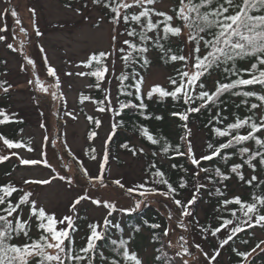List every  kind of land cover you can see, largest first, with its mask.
Masks as SVG:
<instances>
[{
  "label": "snow or ice",
  "instance_id": "1",
  "mask_svg": "<svg viewBox=\"0 0 264 264\" xmlns=\"http://www.w3.org/2000/svg\"><path fill=\"white\" fill-rule=\"evenodd\" d=\"M97 7L107 9L109 23L112 25L111 42L109 51L92 52L84 61L85 67L93 69L90 72H77V76H93L96 78L94 85L89 87L101 88L106 73L109 72L106 61L109 57L120 53V59L124 67L139 65L141 69L147 68L151 64L148 53L151 48L158 49L164 63L179 62L181 67L176 69L175 76L168 77L171 90L159 84L150 87L147 98L150 100L154 95L159 99L171 97L174 101H183L186 107L182 111H173L171 115L178 117L182 122L185 134L180 137L182 144L172 145L166 137L154 136L149 129L141 125L138 129L141 136L152 145H160V153L168 155L170 152L174 156L186 157L190 164L195 166L197 171L192 173L195 180H199L200 174L205 173L206 178L216 183L215 178H219L224 189L227 184L224 181L232 179L233 175L238 181L253 189L248 199H242L239 195L231 198L226 197V192L221 187L215 188V195L218 197L215 210L219 215L216 217L217 226H205L200 224L198 219L186 221V218L193 217V206L199 199L202 189H206L204 183H195L191 199L182 201L177 198L178 189L187 188L189 181L181 177L178 186L173 184L166 177L164 171L155 163L149 165V179L134 186L125 187L122 178L109 180L107 167L110 160L108 145L113 137L117 135V130L122 127L123 120H114L111 124V131L105 140V149L100 157L99 170L96 175H91L88 169L81 162L80 170L88 178L91 189L98 190L107 188L109 184L115 185L131 196L138 194L142 199L135 200L131 207L118 208L117 203L111 199L96 195L95 191L83 190L70 203L68 214L57 215L55 211H49L43 204H40L34 197V192L24 187H18L11 180L0 183V264H144L139 254L129 248L132 235L127 239L123 236L113 239L110 235L112 229H119L123 232L119 223H113L110 217L113 213H133L145 204L149 196L159 195L172 202L180 211L176 218L177 226L185 232L190 227L199 229L201 236L207 239L208 236L217 237L218 233L224 230V238L218 241V247L209 256L204 252L200 244L194 247L208 259L212 264L220 255L229 242L245 229L260 227L264 229V178L257 175L259 168L264 173V138L258 133L264 132V113L258 115L257 110L264 109V0H179L171 8L160 9L157 7L158 0H91ZM71 8V3L66 4ZM87 7V4L84 5ZM32 16H36L35 9H29ZM77 15H83L80 8L75 9ZM15 18V24L20 32L27 35V30L22 26L19 14L15 9L6 8L0 12V18L8 15ZM87 20L88 17H85ZM104 17L101 16L93 25L99 27ZM123 25V32L119 31ZM7 31V24L0 28V33ZM33 31L37 37H42L43 33L39 27L33 24ZM152 33V35H149ZM126 35L128 38L120 41L117 47L118 36ZM173 40L179 41L175 48L172 46ZM0 41H6L5 35H0ZM184 46H191L185 53ZM127 46V47H125ZM6 47L13 49L12 43H7ZM20 51V49H14ZM39 51L45 53L43 46ZM135 54V55H134ZM27 65L32 69L36 68L35 60L24 56ZM47 64V74L55 79V87L59 89L60 78L57 69L48 64L46 53L42 57ZM248 61V64H242ZM115 62L113 61V68ZM22 70L24 66L22 65ZM218 74L214 81L213 88L209 89L204 83V78ZM73 75V73H66ZM135 81L133 84L125 85L124 81L129 77ZM120 83L122 94L131 97L135 94L139 103L133 100L118 101L117 107H112L110 90L103 89L105 93L104 101H97L99 111H112L115 115H120L125 109L139 111L145 119H150L151 114H146L147 105L144 103L142 86L144 76L133 68L131 73L121 71L117 77ZM29 84L39 85V90L49 93V88L45 87L38 75L33 74V79ZM7 85V86H5ZM12 87L6 80H0V89L7 93ZM259 88V91L256 88ZM128 89H134L130 91ZM53 97L56 92L50 93ZM239 98V103L235 99ZM250 98H255L257 102H250ZM81 101L90 100L91 97L81 95ZM232 100L237 109L242 106L248 109L249 115L241 117L233 115L231 122L225 123L227 117L222 113L228 106V101ZM105 101L107 103H105ZM208 123L213 125L211 132L218 138L214 143L209 140L206 143L207 152L197 156L191 140L192 131L188 126L190 116L200 113L202 110L212 112ZM16 114L13 113L12 116ZM71 115V113H68ZM0 124L10 123L12 117L6 114L4 109H0ZM75 118V117H74ZM97 126L101 121L93 117H88ZM155 119L162 120V116H155ZM219 125V126H216ZM41 127H44L42 124ZM247 128L246 133H241V129ZM21 131H23L21 129ZM97 133H91V138H95ZM219 138H225L222 141ZM47 140V137H45ZM3 150H0V164L15 157L20 165H40L43 164L51 169L53 175L45 179H25L24 185H50L56 180L63 181L69 188L73 186L74 180L71 175H62L48 161L47 153L41 152L40 159H27L19 154V149H26L28 152L34 151L30 142L9 139L0 133ZM253 141L255 150L243 146L246 142ZM121 148L130 150L133 156L143 154V148L130 147L128 143L120 145ZM183 148V150H181ZM235 151H230V150ZM4 150H8L4 154ZM90 155L93 160L97 159L96 150L90 148ZM71 153V149H68ZM153 152L152 156H157ZM239 156V163H232L228 171H222L220 167L213 169L201 167L204 161L219 159L225 165L233 156ZM60 159H63L61 157ZM247 166L251 173L246 176L243 169ZM67 167V165H66ZM172 168H177V164H172ZM154 169V171H152ZM70 171V169H69ZM187 172V169H183ZM212 175H207L208 173ZM7 175H11L8 173ZM163 186V187H161ZM14 194H16L14 196ZM212 195L213 193H209ZM90 202L96 207H103L106 215L102 222L95 220L86 223L87 235L82 245H77L76 234L79 231L78 221L83 218L78 206L82 202ZM231 206V207H230ZM224 213H228L227 216ZM175 218L174 213L169 211L168 219ZM151 228H159L158 224L149 225ZM33 227L37 230L34 237ZM172 229L163 232L167 236ZM132 232H139L140 227L135 226ZM158 239V237H153ZM16 241V242H14ZM108 241L112 251L105 255L101 250V243ZM180 251L177 257L184 255L191 256L188 241L184 235L180 236ZM170 243V242H169ZM245 244L248 241H244ZM240 257L239 264H254L253 254H264V239L260 240L250 250L240 251L233 249ZM259 250V252H258ZM159 251V250H158ZM115 253V255H112ZM252 258V259H250ZM157 260L160 259L158 256ZM180 264H188V260H181Z\"/></svg>",
  "mask_w": 264,
  "mask_h": 264
},
{
  "label": "rangeland",
  "instance_id": "2",
  "mask_svg": "<svg viewBox=\"0 0 264 264\" xmlns=\"http://www.w3.org/2000/svg\"><path fill=\"white\" fill-rule=\"evenodd\" d=\"M170 1H159L157 7L168 9ZM6 8L15 9L22 26L27 30V35L20 32L15 24V18L10 13L0 18V28L7 24V31L0 33L6 36V41L0 43V51L6 57L8 63V76L12 87L8 93L9 102L13 108L18 110L27 120L22 134L30 142L34 149L28 152L26 149L12 150L19 151V154L27 159H40L41 152L47 153L49 163L56 168L62 175H71L74 183L71 188L63 181L56 180L50 185H24L25 179H45L53 175L51 169L43 164L40 165H19L14 171V177L17 182H21L27 190L34 192L35 199L43 204L47 210L55 211L57 215L68 214V207L71 201L83 190L89 189L95 191L96 195L108 198L117 203L118 208L131 207L135 200L142 199L138 194L133 193L129 196L125 190H121L115 185L109 184L107 188L98 190L91 189L88 178L84 176L79 165L82 162L91 175H96L99 170L100 157L105 149V140L110 131L111 124L115 120L114 114L110 110L99 111L94 101L85 100L84 108L91 114H96L101 121L97 127V135L91 138L88 133L89 122L80 108V95L89 90V75L77 76V72H87V67L81 64V61L95 50H111L112 25L107 21L101 10L91 4L87 7L68 8L61 0H0V12ZM80 8L83 15H77L75 9ZM29 9H35L36 16L33 17ZM103 22L99 27H94L95 22L101 17ZM85 17H88L86 20ZM39 27L43 33L42 37H37L33 31V24ZM120 31V29H119ZM125 36L119 35L117 47ZM7 43H12L14 48L6 47ZM43 46L48 57V64L57 69L60 78V87H55V79L48 76L47 64L43 62V55L39 51ZM190 45L187 46V50ZM14 49H20L16 51ZM187 54V51H186ZM35 60L36 68L32 69L27 65L24 56ZM113 61L115 67L113 68ZM22 65L25 70H22ZM109 72L106 73L103 81L104 88L110 90L111 105L116 104L115 85L116 74L121 70V61L118 53L109 57L107 60ZM39 76L45 87L49 88V93L39 90V85L28 81L33 79V74ZM66 73H73L69 76ZM169 69L162 65H152L145 75L144 91L147 92L155 84L165 85L168 79ZM56 92L53 97L50 93ZM3 90L0 89V98ZM71 113V115H68ZM75 117V118H74ZM44 127H41V125ZM204 132L193 128L191 140L197 155L202 154L204 143ZM47 137V140H45ZM136 144H140L134 139ZM92 145L96 150L97 159L93 160L88 145ZM71 153H68V149ZM109 151L110 147L108 145ZM146 149V148H145ZM0 150H3L2 141H0ZM8 150H4L7 154ZM199 151V152H198ZM202 151V152H201ZM63 157V159H60ZM17 160L15 157H11ZM67 165V167H66ZM144 158L141 154L133 156L132 153L119 151L118 158H113L110 153L109 165L107 167V176L109 180L122 178L125 187L134 186L141 183L143 179ZM70 169V171H69ZM145 204H151L166 217V229H172L164 240L167 246L176 255L180 251V236L184 235L188 241L191 256L184 255L178 257L181 260H188V264H209L195 247L200 244L209 256L214 252L209 246L208 239H204L196 227H190L188 232L177 226L176 218L179 217V209L172 202L162 196L152 195L148 197ZM145 204H142L143 207ZM80 213L83 209L92 217L102 222L106 211L103 207H96L90 202H82L78 206ZM197 209V215L194 212ZM193 217L186 218L185 222L202 217V204L193 206ZM169 211L174 213L173 220L168 219ZM116 216L123 217L124 213L119 211L113 213ZM259 235H261L259 233ZM170 242V243H169ZM152 248L150 244L142 250V256L146 264H151ZM177 257V256H176ZM212 264H221L219 257Z\"/></svg>",
  "mask_w": 264,
  "mask_h": 264
},
{
  "label": "trees",
  "instance_id": "3",
  "mask_svg": "<svg viewBox=\"0 0 264 264\" xmlns=\"http://www.w3.org/2000/svg\"><path fill=\"white\" fill-rule=\"evenodd\" d=\"M159 1L162 0H158V2ZM167 1L171 2L169 8H171L174 4H178L179 2V0H167ZM61 2L65 6L66 4L71 3L72 8L84 7L85 4L93 5L91 3V0H61ZM97 8L101 10L105 19L109 21L107 15V9H104L102 7H97ZM120 32L121 33L123 32V25H121L120 27ZM149 35H152V33H149ZM124 36L125 37L123 38V40L128 38L126 35ZM1 42L2 41H0V43ZM177 44H180V42L173 40L172 42L173 48H175ZM120 46L121 45H119L118 47ZM181 47H185L184 54H186L187 46L181 44ZM101 50L102 49L95 50L94 52H98ZM103 51H107V50H103ZM120 55L121 54L118 53L119 59H120ZM148 56L151 60V64L149 67L144 69H141L139 65H133L132 67L126 68L124 67L120 59L122 67L121 70L115 76L116 104L114 105V107H117L118 101L121 100L123 101L133 100L134 102L139 103V100L136 98L135 94L131 97H128L121 93L120 83L117 79L121 71H124L126 73H131L133 68H135L136 71L140 72V74L144 76V82H145V75L148 73L152 65L157 64L167 67L169 69L168 77L175 76L176 69L181 67L179 62L164 63L163 60L160 58L161 53L158 51V49L151 48V46ZM241 63L248 64V61H242ZM92 70L93 69L88 68L87 72H90ZM8 71L9 68H8L7 59L5 56L1 54L0 51V80H6L8 84H11V81L8 76ZM89 77H90L89 85H94L96 83V78L93 76H89ZM217 78H218V74L213 73L211 76L204 78V83L209 89H211L213 88L214 81ZM134 82L135 81L130 76L129 80L124 81V84L129 85V84H133ZM161 86L171 90V86L168 83V79L166 84ZM103 89H105L104 84L103 82H101L100 89H97L95 87H89V90H85L81 95L91 97V100L94 101L96 107L99 108L97 101H104V97H105V93ZM128 90L133 91V93H135L134 89H128ZM256 90L259 91V88L257 87ZM142 92L145 97L144 103L147 105L146 114H151L152 118L145 119V117L139 114V111L133 109H125L124 112L121 113L120 115H115L113 113L115 120H123V125L121 128L117 130V135L113 137L112 142L109 144L111 156H113V158H118L119 151L132 153L130 150L123 149L120 147V145L124 143H128L130 147L134 146L136 148H143L144 153L141 155L144 158V165L142 168L144 175L141 182L149 179V165L155 163L158 168H160L162 171L165 172L166 177L169 179V181L173 184L174 187L178 186L181 177H184L189 181V185L187 188L178 189L177 198L185 202L191 199L194 191L193 185L195 183L206 184L207 188L201 190V193L199 194V199L194 205L195 207H197L199 202L202 204V217L197 216V219L199 220L200 224H203L205 226L212 225L213 227H216L217 226L216 217L219 215V213H217L215 210L218 199V197L214 194L215 188L221 187L222 191L226 192L227 198H231L234 195H239L241 196L242 199H248L253 189L247 185L240 183L234 175L231 180L223 182L224 184H227L226 189L222 187V183L219 182V178H215L217 182L212 183L206 178L205 173H201L200 178L197 181L192 176V173L197 171V169L195 166L190 164L188 158L174 156L171 152L168 155H164L163 153H160V145H152L149 141H147L144 137H142L140 132L138 131L139 127L143 125L147 127L150 133H152L154 136L166 137L167 140L172 145L182 144L183 142L180 140V137L185 134L184 129L182 127L183 122L178 117H173L171 113L173 111H182L183 108L186 106L183 105V101H179V102L174 101L171 97H167L161 100L159 99L158 95H154L152 99L149 100L146 95L148 91L147 92L144 91V84L142 86ZM2 97L3 98H0V109H4L6 114L12 117L13 122L0 124V133L8 137L9 139L22 140L24 142H28L26 140V136L22 134L23 131H21V129L24 130L25 126L27 125L26 118L18 110L13 108V104L9 102L10 95L8 92L3 93ZM233 99H235V103H239V98H233ZM79 101H80V108L89 122V126H88L89 135H91V133L93 132L96 133L98 126L95 125L92 120H89L88 117H93L99 120L98 115L87 112L84 108V104H83L84 101L82 102L81 99ZM250 102L259 103L258 101L255 100V98H250ZM105 103L107 102L105 101ZM235 103H233L232 100L228 101V106L222 113L224 116L227 117L225 123L231 122L233 120L234 114H238L241 117L250 114L248 112V109L243 106L237 109ZM214 112L215 109H213L212 112H209L207 110H202L200 113L192 114L188 122V126L191 129V131L193 130V128H196L197 130L204 132L205 136H204V143L202 146V151L204 152L202 154H205L207 152L206 143L209 140H212L215 143L218 139L211 132L213 125L208 123L209 119L211 118ZM13 113H15L16 115L12 116ZM257 113L258 115L260 113H264V109L257 110ZM155 116H162L163 119L157 120L155 119ZM0 119H3V116H0ZM247 130H248L247 128L241 129V133L242 134L246 133ZM258 135H260L261 138H264V132L258 133ZM134 139H137L140 144H136L134 142ZM219 139L222 141L225 138H219ZM243 146L249 147L250 149L253 150H255L256 148V145L254 144L253 141L246 142ZM90 148H94V147L89 144L87 146V150L89 151ZM181 150H183V148H181ZM230 151H235V150L233 149ZM153 152H157L158 155L153 157L152 156ZM195 152L197 153V151ZM239 162H241L240 157L237 155V156H233L232 159L229 160L227 165H225L223 161L217 158L214 159L213 161L202 162L201 167H205L209 169H213L214 167H220L222 171H228L232 163H239ZM172 164H177L178 167L172 168L171 167ZM19 165L20 164L18 163V161L13 160V158H10L9 161H5L4 163L0 164V183H4L11 180L18 187H23L24 185L21 182H17L14 177V171L19 167ZM183 169H187L188 171L184 172ZM152 171H154V169H152ZM243 171L245 172L246 176L252 174L251 170L247 166H245ZM8 173H11V175H7ZM256 174L261 176V178H264V173H262L259 168L257 169ZM207 175H212V173L210 172ZM209 193H213V194L210 195ZM15 195L16 194H14V196ZM196 210L197 209L195 208L194 212L197 215ZM80 214L83 218L86 219H82L78 221L79 231L76 234L77 245H82L84 243V238L87 235V231H88L86 228V223L97 220L95 218H92L85 211V209H83ZM224 215L227 216L228 213H224ZM110 219L113 220V223H119L121 225V228L123 229V232H121L119 229H112L110 232L111 237L113 239H117L123 236L125 239H127L128 235L131 234L132 240L129 243V248L139 254L140 258L144 261V264H146V262L142 256V250L146 247L147 244H150L152 248L151 264H180L181 259L176 257V255L172 253V250L169 248V246H167V243L164 240L163 232L165 231L166 228V222H167L166 217L162 215L160 211L151 204H145L136 212L124 213L123 217L116 216L115 214H113V216L110 217ZM151 224H158L160 225V227L151 228L149 226ZM135 226L140 227L139 232L131 231ZM195 229L197 232L199 231L197 227ZM259 233L261 235H259ZM31 234L34 237L37 235V230L35 227H33ZM224 235H225L224 230H222L221 233L217 234V237L208 236L207 239L209 242V246L212 250H215L218 247V241L220 239H223ZM154 236L158 237V239H153ZM262 239H264V229H261L260 227H256L254 229H245L244 232L239 233L236 237H234V239L229 242V245H226L223 249H220V255L218 256L219 262L221 264H239L241 258L236 255V252L233 249H237L240 251L250 250L252 247L255 246L256 243H258ZM244 241H248V243L245 244ZM100 243H101V250L105 252V255H108L112 251L109 242L104 241ZM112 255H115V253H112ZM158 256L160 257L159 260L156 259ZM253 256H254V264H264V254H253Z\"/></svg>",
  "mask_w": 264,
  "mask_h": 264
}]
</instances>
